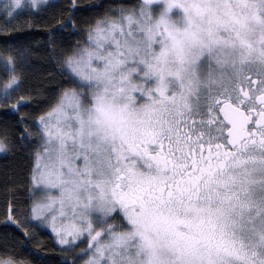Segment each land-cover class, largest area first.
Segmentation results:
<instances>
[{"label":"snow or ice","instance_id":"1","mask_svg":"<svg viewBox=\"0 0 264 264\" xmlns=\"http://www.w3.org/2000/svg\"><path fill=\"white\" fill-rule=\"evenodd\" d=\"M42 5L3 0L0 15ZM57 33L79 35L73 20ZM12 51L5 98L21 83ZM58 55L29 207L10 205L5 227L50 229L64 264H264V0H139ZM0 264L24 262L5 246Z\"/></svg>","mask_w":264,"mask_h":264},{"label":"trees","instance_id":"2","mask_svg":"<svg viewBox=\"0 0 264 264\" xmlns=\"http://www.w3.org/2000/svg\"><path fill=\"white\" fill-rule=\"evenodd\" d=\"M54 0L53 7L47 6L32 15L21 14L14 19L0 15V61L11 48L16 55L17 73L20 75V87L9 97L0 94V140L8 145V150L0 154V255L6 246L24 264H64L70 256L61 251L54 237L42 228L35 229L31 241L14 231L15 225L7 219L9 206L27 211L26 202L31 185L28 183L31 167V153L39 148V136L36 122L47 110L49 102L56 95L60 83V69L56 64L59 50L72 40L80 39L83 29L89 21L106 13H116L120 8L134 7L139 0ZM102 6V7H97ZM75 22L79 35L61 38L54 37L55 44L49 39L62 23ZM67 31H71L69 28ZM7 41V43H6ZM4 69L0 65V80ZM23 97L26 106L14 111L17 101ZM24 123H21V121ZM27 135L28 139H24ZM32 141V143H29Z\"/></svg>","mask_w":264,"mask_h":264},{"label":"rangeland","instance_id":"3","mask_svg":"<svg viewBox=\"0 0 264 264\" xmlns=\"http://www.w3.org/2000/svg\"><path fill=\"white\" fill-rule=\"evenodd\" d=\"M52 1H54V0H50V2H52ZM0 3H3V0H0ZM46 5H42L41 6V8H43V7H45ZM83 38V34L80 36V39H82ZM2 92H3V90L2 89H0V94H2ZM2 96H4L3 94H2ZM36 124H38V121L36 122ZM37 134H38V136L40 137V133H39V131H37ZM1 153H3V152H0V154ZM43 229V228H42ZM44 230H46V231H48L53 237H54V234L53 233H51V230L50 229H44ZM55 239V238H54ZM55 242H56V240H55ZM56 244H57V242H56ZM58 245V244H57ZM59 246V245H58ZM60 248H61V246H59ZM67 255H69L70 257L69 258H67L66 260H71V259H73V257H72V254L71 253H66Z\"/></svg>","mask_w":264,"mask_h":264}]
</instances>
